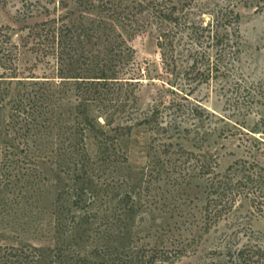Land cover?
I'll return each mask as SVG.
<instances>
[{
  "label": "rangeland",
  "instance_id": "374dc122",
  "mask_svg": "<svg viewBox=\"0 0 264 264\" xmlns=\"http://www.w3.org/2000/svg\"><path fill=\"white\" fill-rule=\"evenodd\" d=\"M58 1H0V27L26 53L23 70L32 69L39 77L45 74L46 65L24 48L21 37L28 39L36 23L58 17ZM237 11L241 15V54L236 74L242 88L257 96L256 103L235 102V92L226 93V81L199 87L193 98L205 110L203 124L199 136L193 134L189 142H182L186 153L178 152V147L161 153L164 148L154 142L148 126L136 127L129 134L123 128L151 112L166 93L162 80H170L150 27L129 41L133 51H126L124 68L119 69L122 80L131 78L134 69L145 71L140 85L115 86L123 92L126 107L120 108L121 103L115 101L113 86L102 102L90 106L92 116L111 114L114 124L99 129L105 131L103 136L89 128L84 131L92 157L87 173H75L67 163L62 167L69 160L68 146L57 145L62 142L56 140L59 129L75 126L80 134L86 128L82 115L74 109L75 97H69L72 93L56 88L55 97L65 98L56 106L54 120L47 119L50 124L40 122L43 139L54 143L31 155L21 148L9 109L0 110V245L53 250L65 243L63 249H76L75 245L93 256L120 248V259L123 246L129 254L153 257L154 264H224L226 247H264V219L246 201L217 223L207 219L208 175H201L196 166L198 161L199 166L210 162L216 172L223 173L243 155L241 130L235 123L252 130L264 117V9L239 4ZM46 72L53 83L62 81L56 78V66ZM163 114L169 120L167 112ZM80 138L70 136L73 141ZM99 139L109 144L120 139L127 162L121 151L114 156L118 162H99L105 156L96 154ZM118 256L113 258L120 260Z\"/></svg>",
  "mask_w": 264,
  "mask_h": 264
},
{
  "label": "trees",
  "instance_id": "16d2710c",
  "mask_svg": "<svg viewBox=\"0 0 264 264\" xmlns=\"http://www.w3.org/2000/svg\"><path fill=\"white\" fill-rule=\"evenodd\" d=\"M239 4L253 5L257 11L264 9V0H73L72 4L59 0L57 8L61 14L58 17L36 23L30 29L28 39L21 37L24 48L36 58L43 59L46 71L56 66V78L62 80L59 84L53 83L46 71L39 77L32 69L23 70L26 53L20 43L14 42V36L5 27H0V110L9 109L12 128L17 129L15 135L22 150L31 155L33 150L37 152L42 146L52 147L53 140L47 142L43 139L40 122L50 124L54 120L56 106L65 98L55 97L56 88L66 89V94L72 93L69 97H75L74 109L82 115L86 128L80 134L75 126L63 128L64 131L59 129L56 140L62 143L57 145L68 146L69 157L68 161H63L62 167L68 164L75 173H87L92 157L84 131L89 128V132L103 136L105 131L98 132L99 129L114 124L111 114L92 116L90 106L102 102V96L113 89L117 90L115 101L121 103L120 108L126 107L123 92L115 86L132 87L142 83L145 71L142 73L140 68L134 69L136 72L133 71L131 78L122 80L119 75L124 68L126 51H133L129 41L150 27L156 33L162 66L170 80H162L166 93L151 112L143 118L132 119L133 124L123 128L129 134L136 127L148 126L154 142L164 148L161 153H170L175 147L178 152L186 153L182 142H189L193 134L199 136L203 124L205 110L193 98L199 87L226 81L225 84L229 85L226 93L232 89L235 102L256 103L257 96L247 87L242 88L236 74L241 54ZM235 125L241 130L239 146L243 155L223 173L216 172L210 162L203 161L199 166L198 161L196 165L201 175H208L204 211L213 223L222 220L242 201L248 202L264 219V117L252 130L238 123ZM73 135H81L80 140L70 139ZM32 144L35 148L31 147ZM118 151L127 162L120 139L111 140V144L99 139L96 154L105 155L99 158L102 164L118 162L114 157ZM64 245L53 250L0 245V264L155 262L153 257L146 259V256L124 252L126 248L123 246L124 254L120 259V248L113 253L93 256L85 249L78 250L75 245L76 249H63ZM225 249L224 264H264L262 246ZM113 255L120 260L114 259Z\"/></svg>",
  "mask_w": 264,
  "mask_h": 264
}]
</instances>
